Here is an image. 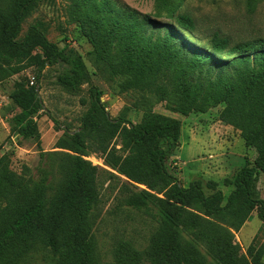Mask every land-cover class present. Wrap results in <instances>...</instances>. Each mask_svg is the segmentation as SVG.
<instances>
[{
	"label": "trees",
	"instance_id": "obj_1",
	"mask_svg": "<svg viewBox=\"0 0 264 264\" xmlns=\"http://www.w3.org/2000/svg\"><path fill=\"white\" fill-rule=\"evenodd\" d=\"M7 1L9 7H0V75L39 66L40 79L47 62H64L69 68L61 85L86 83L81 57L60 50L38 26L19 39L38 0ZM177 1L156 0L152 17L111 0H74L75 9L85 10L78 21L91 25L88 41L98 61L124 78L125 92L139 93L135 108L142 117L134 124L127 107L111 117L102 92L91 87L82 126L74 134L66 130L56 144L63 172L57 183L18 175L8 157H0V264H24L38 248L49 250L54 264H101L93 214L104 181L117 191L118 208L157 224L144 249L117 241L108 264H264V242L245 254L236 240L254 212L264 223L256 188L264 176V39L233 43L215 33L201 45L195 20L178 13ZM163 14L171 22H160ZM37 48L46 59L33 54ZM37 90L19 82L10 98L20 111L12 119L14 132L40 145L38 119L45 108ZM159 104L184 117L224 106L219 121L238 130L257 154L253 167L248 163L237 172L227 199L216 182L196 180L185 187L170 173L167 160L179 145L182 123L155 112ZM95 154L106 169L86 159ZM205 184L212 194L205 193Z\"/></svg>",
	"mask_w": 264,
	"mask_h": 264
},
{
	"label": "rangeland",
	"instance_id": "obj_2",
	"mask_svg": "<svg viewBox=\"0 0 264 264\" xmlns=\"http://www.w3.org/2000/svg\"><path fill=\"white\" fill-rule=\"evenodd\" d=\"M111 1L120 8L139 14L152 17L157 14L156 0ZM10 5L9 1L0 0L1 8ZM177 5L179 14H188L195 20L201 45L208 44L215 33L230 38L233 43L264 39V0H178ZM84 12L83 8H74V0H38L36 9L23 23L19 39H24L30 27L38 26L60 50L67 54L73 51L81 57L86 69V83L74 89L61 85L59 79L69 68L64 62L53 65L47 62L40 79L39 66L18 75H0V157L6 155L14 172L34 181L47 178L48 183H57L62 178V151L56 149V144L66 130L72 134L82 126V119L90 108L91 87L102 92V103L111 117H119L126 107L129 109L128 119L134 124H138L142 117V113L135 108L139 93L134 90L125 92L121 85L124 78L113 75L107 66L98 61L88 41L91 25L78 21V15ZM159 21L171 22L165 14ZM185 37L195 41L187 33ZM33 54L46 59L40 48L34 50ZM33 78L45 108L38 119L40 145L23 141L14 132L12 124V119L20 111L11 101L10 95L19 82L32 87ZM223 107L221 105L205 114L193 112L184 117L168 111L165 104H159L155 112L176 118L182 123L179 145L167 160L170 173L185 187L196 180L216 182L218 190L227 199L233 191L231 184L237 172L248 163L249 167H253L257 154L254 149L246 147L238 130L219 121ZM165 146L169 145L166 143ZM86 159L106 169L100 155L95 154ZM226 180L230 185H225ZM256 188L260 199L264 200L263 175L259 177ZM204 190L207 195L213 193L206 184ZM116 196L117 191L104 181L101 202L93 214L94 235L101 264L113 261V250L119 240H130L138 248L144 249L157 227L152 219L142 213L126 207L118 208ZM236 240L245 254L254 253L264 242V223L256 212L236 234ZM24 264H54V258L49 250L38 248Z\"/></svg>",
	"mask_w": 264,
	"mask_h": 264
},
{
	"label": "built area",
	"instance_id": "obj_3",
	"mask_svg": "<svg viewBox=\"0 0 264 264\" xmlns=\"http://www.w3.org/2000/svg\"><path fill=\"white\" fill-rule=\"evenodd\" d=\"M31 85H32V86L35 85V80H34V78L31 80Z\"/></svg>",
	"mask_w": 264,
	"mask_h": 264
},
{
	"label": "crops",
	"instance_id": "obj_4",
	"mask_svg": "<svg viewBox=\"0 0 264 264\" xmlns=\"http://www.w3.org/2000/svg\"><path fill=\"white\" fill-rule=\"evenodd\" d=\"M252 216H253V214H252ZM252 216H251V217H252ZM248 222H249V221H248ZM248 222H247V223H248ZM247 223H246V224H247Z\"/></svg>",
	"mask_w": 264,
	"mask_h": 264
},
{
	"label": "water",
	"instance_id": "obj_5",
	"mask_svg": "<svg viewBox=\"0 0 264 264\" xmlns=\"http://www.w3.org/2000/svg\"><path fill=\"white\" fill-rule=\"evenodd\" d=\"M38 91V90H37ZM39 92V91H38ZM72 134H74V133H72Z\"/></svg>",
	"mask_w": 264,
	"mask_h": 264
}]
</instances>
